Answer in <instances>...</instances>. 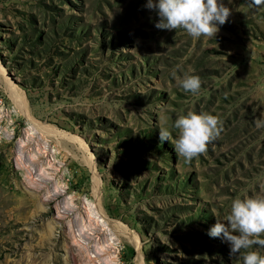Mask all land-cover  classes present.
<instances>
[{"label": "rangeland", "instance_id": "1", "mask_svg": "<svg viewBox=\"0 0 264 264\" xmlns=\"http://www.w3.org/2000/svg\"><path fill=\"white\" fill-rule=\"evenodd\" d=\"M146 2L0 0V264H242L207 232L264 195V8L193 39ZM188 111L223 122L190 164L159 139Z\"/></svg>", "mask_w": 264, "mask_h": 264}, {"label": "clouds", "instance_id": "2", "mask_svg": "<svg viewBox=\"0 0 264 264\" xmlns=\"http://www.w3.org/2000/svg\"><path fill=\"white\" fill-rule=\"evenodd\" d=\"M231 3L232 0H228V4ZM246 3L250 10L264 8V0H246ZM145 6L156 11L159 17L155 23L157 29H182L193 39H214L219 26L232 15V9L223 0H147ZM172 75L175 77V71ZM178 85L195 95L201 90L202 80L199 75L186 73L178 78ZM222 123L218 115L188 111L179 115L170 127H160L159 139L171 141L173 130H177L174 150L190 164L220 136ZM207 234L227 241L230 256L244 250L242 264H264V253L261 252L264 249V195H243L233 199L230 213L223 220L217 219Z\"/></svg>", "mask_w": 264, "mask_h": 264}, {"label": "bare ground", "instance_id": "3", "mask_svg": "<svg viewBox=\"0 0 264 264\" xmlns=\"http://www.w3.org/2000/svg\"><path fill=\"white\" fill-rule=\"evenodd\" d=\"M0 70H1V68H0ZM5 88L7 89V91L10 93V96L12 97V100H13V102L17 105V107H19L21 110L23 109V107H24V100H23V97H22V95L20 94V93H18L14 88H12V87H10V86H7V85H5ZM16 107V106H15ZM39 129L42 131V132H45V133H49L50 135H56L57 134V132L54 130V129H52V128H50V127H48V126H44V125H39ZM56 133V134H55ZM57 137V136H56ZM18 162H20V161H18ZM20 164V163H19ZM33 196V195H32ZM25 212H26V214H24L25 215V217L26 218H28L29 216H28V211H26L25 210ZM95 221H100V220H98L97 218H96V220ZM110 223V225H111V227L113 226V225H115L114 224V222L113 221H109ZM104 223H106V222H104ZM48 228H50V227H48ZM52 229H49V231L47 232V233H43V232H41L37 237H39L40 239H45L44 237H48L49 235H51L52 234ZM69 231V230H68ZM77 233H74V235H80V231L79 230H77L76 231ZM36 237V238H37ZM48 239V238H47ZM38 243V242H37ZM37 245V244H36ZM84 256V255H83ZM90 256L91 255H89L88 257L90 258ZM91 260L93 259V258H90ZM73 260V259H72ZM72 264H75L73 261H72ZM86 264H90V261L89 260H87L86 261Z\"/></svg>", "mask_w": 264, "mask_h": 264}]
</instances>
